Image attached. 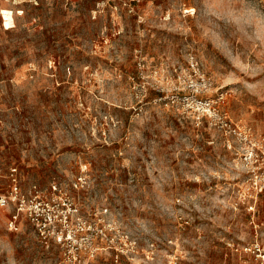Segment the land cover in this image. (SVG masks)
<instances>
[{
    "label": "rangeland",
    "instance_id": "1",
    "mask_svg": "<svg viewBox=\"0 0 264 264\" xmlns=\"http://www.w3.org/2000/svg\"><path fill=\"white\" fill-rule=\"evenodd\" d=\"M220 94L264 138V0H0V195L55 185L86 238L69 261L0 208V264H260L264 143L195 121Z\"/></svg>",
    "mask_w": 264,
    "mask_h": 264
},
{
    "label": "built area",
    "instance_id": "2",
    "mask_svg": "<svg viewBox=\"0 0 264 264\" xmlns=\"http://www.w3.org/2000/svg\"><path fill=\"white\" fill-rule=\"evenodd\" d=\"M190 66L195 70L196 63L191 60ZM197 78L195 85L199 88L198 92L209 91L212 87L211 79L205 77L204 74H197ZM223 97L224 95L220 94L217 100H213L197 99L193 96L191 102L195 107V121L200 123L203 118H206L209 126L223 132L228 149L233 150L245 164L254 168L262 152L264 138L255 136L249 127L234 124L221 115L218 103ZM8 180L10 183L9 190L6 194L0 195V208L14 206V211L8 218V229L17 231L18 219L22 214L36 230L40 242L45 245L48 242H53L62 247L70 245L65 253L66 259L75 260L81 247L80 244L76 245L77 240L81 243L86 238L82 237L84 229L72 230V218L77 215V209L73 207L71 201L56 195L55 185L51 186V192H43L35 185L24 192L18 183L15 167L9 169ZM258 193L264 194V174L260 178L256 194ZM245 251L254 254L255 259L259 260L260 264L264 263V250L258 243L245 248Z\"/></svg>",
    "mask_w": 264,
    "mask_h": 264
}]
</instances>
